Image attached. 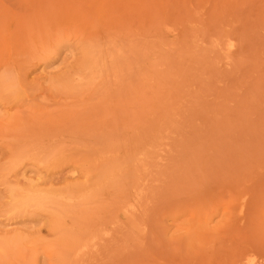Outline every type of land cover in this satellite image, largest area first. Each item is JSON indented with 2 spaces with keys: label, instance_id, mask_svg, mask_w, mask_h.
I'll use <instances>...</instances> for the list:
<instances>
[{
  "label": "rangeland",
  "instance_id": "rangeland-1",
  "mask_svg": "<svg viewBox=\"0 0 264 264\" xmlns=\"http://www.w3.org/2000/svg\"><path fill=\"white\" fill-rule=\"evenodd\" d=\"M26 1L0 0V36H5L6 45L10 46L7 51L4 49L6 54L0 51V72L6 64L9 71L16 69L14 76L7 72L12 75L9 78H14L20 69L22 74L18 73L17 77L22 75L19 81L23 78V83L20 84L16 81L17 79L14 80L15 78L13 80L22 85L20 94L24 95L23 99L21 97L22 100L17 98L18 101H14V97L17 96L8 95L13 98L8 100L10 97L4 96H7V93L4 94L1 87L0 92L3 94L0 93V119L15 114L26 118L38 114L42 122L38 119V123L36 121L35 124L42 125L45 122L47 125L51 124L45 129L54 128L51 132L48 130V135L56 140H52L53 143H51L50 139V141L44 139L45 142L41 134L39 138L42 141L37 142L36 139L41 130L45 133L43 126L46 124L39 126V128L43 127L41 130L37 128L39 134L36 133L38 135L33 139L36 143L41 142V147L48 148L52 147V144H57L54 145L56 149H61L59 146L62 143L59 145L60 142L57 140L60 141L62 137L70 138V140L74 138L73 142L81 146L78 140L88 141L92 138L90 132H87V128L90 127L88 125L101 123L102 126L104 122L103 133L102 130L94 131L97 124L91 131L100 134L101 138L100 141L97 139L99 145L97 142L94 147H101L103 138L102 146L105 145V148H98L100 151L95 149L93 154L94 148L91 150L93 143L89 141L94 142L96 137L92 141L91 139L88 142L82 141L80 143L83 147H81L85 149L84 145L90 146L91 153L97 158L92 159V155L86 151L89 149L84 151L80 149L82 153H78L80 156H75L76 158L73 157L74 161H77L74 162L72 155L69 154L70 160L65 155L63 157V154H60L61 158L52 159L51 152L55 149L49 151L50 147L41 155L39 151L46 147L40 149V146L34 145L35 142L30 143L32 140L28 143L26 140H29V136L25 139L21 138L28 146H33L28 147L27 150L38 147L40 154L38 156L41 157H34L35 152L33 155L30 154L33 158H26L22 165L17 166L18 168L15 165L14 169L17 170L11 171L9 175H12L9 178V175H4L7 176L4 178L6 180L8 178L7 181L4 180V182L3 177V182L0 180V264H30L27 259L39 245H48L49 248L56 250L53 259L48 258L49 260L43 252L40 253L39 264H51L50 260L58 263L56 255L59 258L67 256L70 261L66 264H252L263 262L264 0H36L37 6L39 4L47 7L38 6L37 8L34 4L36 7H33L36 10L34 12L30 8L33 2L28 0L26 3ZM29 2L31 5H25ZM26 6L30 8L29 12L27 8H24ZM23 8L26 12L20 15L21 10L24 12ZM40 8L47 11H38ZM48 9L49 12L61 10L62 14L66 11V17L60 16L53 20L52 17L57 16V13L49 14ZM40 12H44V17H41L43 14L41 15ZM30 13L35 14L30 15ZM39 14L40 17H38ZM26 17H28L27 20ZM19 18L20 20L23 18L22 23L19 22ZM30 18L33 22L29 24ZM37 18L40 20L42 18L45 22L38 19L37 23ZM69 18H72L70 19L72 21H69ZM34 23L40 27L38 28ZM28 24L32 25L28 28L29 30H27ZM15 26H17L16 30ZM19 26L26 28L27 31L24 28L26 31H23L24 33L30 30L33 33L30 32L32 33L29 34L30 36L26 34L27 38L23 36L25 34L21 33L22 27ZM35 26L39 33H35ZM12 30L13 34H10ZM65 30L66 33L60 32ZM56 32L59 33L56 34ZM89 33H92V36H89ZM12 35L18 40H22L23 37L26 39L21 42L16 39L18 41L16 42L14 38H11L15 41L14 45L16 44L11 47L12 42L9 39ZM62 36L65 38L63 39ZM3 37L1 39H4ZM89 37L93 40L95 47L100 48L104 45L101 51H105L106 48L114 50L110 51L111 55L113 54L111 58L109 51L103 54L98 49V52L100 51L98 58L102 54V57L104 55L107 57L103 59L106 62L99 60L102 65L104 63L102 69L101 64L98 65L99 68L95 66L97 70L101 69L99 73L96 69H92V76L89 75L90 81L95 80L93 84L97 83L98 77L100 78V86L94 85L96 87L94 93L90 90L93 86L88 87L89 81L85 82L84 79V76L87 79L90 74L88 68L98 63V61H93L97 62L95 64L91 63L97 52L95 50L91 53L90 50L94 48V45L88 42ZM58 41L63 45L59 43V49L55 47V50L54 45ZM226 41L228 45L225 44ZM89 43L91 45L87 46ZM50 44H52L51 47ZM214 44L216 45L213 46ZM218 44L222 47L226 45L228 49L231 47L232 50L234 49L233 53L229 52L230 50L221 51L225 49ZM21 45L24 46L22 49L19 47ZM231 45H234L233 48ZM219 47L220 50H218ZM227 47L226 50H228ZM46 48L47 53H50L52 48L56 54H47ZM85 53L89 54L84 56ZM40 54L45 59H42ZM44 54L49 55L50 58L48 59ZM7 57L15 61L11 62ZM98 58L94 59L98 60ZM18 60L22 61L21 65L14 66L13 63ZM21 61L18 63L20 64ZM105 63H107L106 67H104ZM9 64L12 66L10 67ZM103 67L108 69L107 71L104 69V76L101 72ZM94 72L96 76H93ZM146 76L151 78L150 81H147ZM92 77L97 78L92 80ZM79 82L84 86L86 83L88 87V90H85L86 86H83L85 88L84 95L82 93L83 98L89 97L88 101L83 102L87 98L83 99L80 96L82 103L77 100L79 92L75 88L77 85L76 87L82 90ZM70 83L71 87L68 85ZM79 84L81 87L78 86ZM146 84H148L147 87H145ZM132 87L136 92L142 89L141 96L136 94L138 95L137 99L135 98L136 101L133 98L136 95L133 94L132 97ZM72 88L78 92V96L76 93L74 94L76 97L71 95L75 92ZM12 90L13 95H16L18 91L14 93L16 89ZM131 97L138 108L141 107L140 101L146 104L142 107L145 112L135 109L138 110L137 118L140 119V112L144 114L142 119L136 120L138 122L136 124H134L136 114L132 113V115L128 111V116L126 113L128 107L130 109L135 107L134 104L129 106ZM31 107L35 110L34 114ZM146 109L150 111L149 114ZM34 118L32 120L35 122ZM107 119L114 123L118 120L116 130L112 128L110 122H106ZM52 123L60 124L61 127L59 125L58 128L54 124L55 126L51 128ZM71 130L78 131L81 134L80 137L75 136L76 132L73 133L75 137H72L71 133H68V136H61L63 132H72ZM59 131L61 134L58 139L56 137L58 135L51 134ZM16 134L20 137L17 132L14 136ZM7 135H9L8 132ZM7 135L1 138L0 134V172L2 168L12 169L9 168L11 163L8 159L9 148L15 146L18 140L11 137L12 134L9 137ZM88 135L90 138L86 139ZM118 135L122 139L117 140L120 146L117 141H114L120 138ZM83 136L86 138L81 139V137L84 138ZM106 137H109L107 141H105ZM24 141L21 142L22 144L18 141L17 144L21 146ZM47 142L51 144L48 143L49 146H47ZM66 142H68L64 143L66 145L72 144L70 145L73 147L68 145L71 147L68 148L73 151L74 144L69 140ZM112 142L119 147V151L121 150L120 155L116 154L118 149L115 153L113 152L117 147L114 145L115 148H113ZM13 143L15 144L12 145ZM45 143L47 145H43ZM107 145H112L111 149ZM76 148L74 151L79 149L76 150ZM146 148L153 150L150 153L154 157L149 154V150H145ZM142 149L145 152L140 157L139 153ZM74 151L73 156L77 155ZM146 151L150 155L149 159L145 157L149 162L146 166L149 168L150 162L153 161L148 169L150 171H146L147 169L143 167L146 160L144 163L139 160V158L144 159L142 156ZM54 152L59 153L60 150ZM65 152L71 153L69 150ZM44 153L50 155L46 157ZM116 155H118L117 159ZM131 156L136 158L138 164L136 167ZM79 157H83L82 159L86 162L83 164L81 160L82 164L79 163L81 159ZM108 157L118 163L110 160V165L107 164ZM164 157L165 159L161 161L160 159ZM50 158L56 167L49 166ZM156 158L160 162L159 160L156 162L154 160ZM103 159L104 164L97 162L96 166L99 164L106 166L107 170L112 169L113 174L111 171L110 173L105 171L106 168H101L104 169L103 173L107 172V177L104 178L101 172L102 178L95 180L99 182L95 185L100 187L104 183L106 186L104 185L103 188L106 189L102 191L99 188V192L102 191V196H99L95 187L98 192L94 195L95 200L98 199L96 202L92 201L94 200L92 191L91 197H84L90 201L84 200V202L78 198V202L82 205L74 203L73 207L68 206L70 208L65 211L63 209H66L67 204L62 201L59 207L63 208V211L58 207H46L42 210L30 207L27 213L20 212L22 215L16 211L17 214L14 213L11 204L13 197L10 190L12 188H20L19 192L26 189L29 191L32 188L38 190L53 188L52 190L62 191L63 187L73 181L83 184L90 182L85 184L91 186L93 184L91 180L94 181L98 173L94 174V172L99 171L101 166L94 172L89 169L92 172L91 177L94 174V179L88 178L90 171L86 169V166L91 161L96 164V160ZM54 160H58L57 164ZM62 160L67 161L64 163L66 165L62 164L64 162ZM117 164L119 168L116 171ZM79 165H85L86 168ZM11 166L13 167L12 164ZM1 174L3 175L2 172ZM108 174H111L110 180L116 176H119L118 179L121 176V180L107 182ZM119 185L122 186L123 191ZM117 188L121 193H117ZM54 205L55 203L52 204ZM55 208L61 213L64 212L59 217L54 211L57 224L51 220L50 216L53 213H50V210ZM132 213L135 214L130 215ZM60 218L63 223L58 220ZM109 235H113L114 239H112L113 236L109 238ZM94 236L99 238L96 239ZM92 237L95 239L91 240ZM90 241L91 244L93 241V252L89 248L92 247ZM84 243L85 245L89 243L86 249L90 251L81 258L82 255L80 256L78 252L84 251L85 247L78 252L73 250L79 244L84 246ZM95 245L101 247L97 246L98 252L94 251ZM62 249L66 250L63 251L67 255L61 254ZM59 250L60 252L57 253ZM75 252L82 260L79 257L76 259V254L73 257L72 253Z\"/></svg>",
  "mask_w": 264,
  "mask_h": 264
},
{
  "label": "bare ground",
  "instance_id": "bare-ground-1",
  "mask_svg": "<svg viewBox=\"0 0 264 264\" xmlns=\"http://www.w3.org/2000/svg\"><path fill=\"white\" fill-rule=\"evenodd\" d=\"M29 1L33 2V5H31V2H29L28 4H25V5H31L30 8L33 9V11H32V10H31V11L34 12V10H35V9L33 8V7H35L34 4H36V6H37V3H35L36 0H33V1H32V0H29ZM27 2H28V0L26 1V3H27ZM36 2H37V1H36ZM25 5H24V6H25ZM38 6L45 7V8L47 7V6H42V5H39V4H38ZM38 6H37V8H38ZM24 8L26 9L27 6L24 7ZM24 8H23V10H24ZM30 8L28 7L27 10L30 9ZM35 8H36V7H35ZM43 9H44V8H43ZM39 10H42V9L40 8V9H38V11H39ZM35 11H36V10H35ZM42 11H45V12H46L47 9H44V10H42ZM55 11H56V10H55ZM55 11H53V12H52V11L49 12V9H48L49 14H51V13L56 14V13H57V16L52 17L53 20H56V19H55L56 17H59V18H60V16H62V18H63V17H66V16H65L66 11H64L65 13L63 12V14H62V12L60 13L61 10H57V12H55ZM58 11H59V13H58ZM25 12H26V10H24V12H22V10H21L19 14L22 15V14L25 13ZM28 12H29V10H28ZM54 12H55V13H54ZM21 13H22V14H21ZM38 13H39V12H38ZM40 13H41V15L43 14V16H41V17H44V12H43V13L40 12ZM31 14H32V13H30V15H31ZM33 14H35V13H33ZM33 14H32V15H33ZM45 14H46V13H45ZM47 14H48V13H47ZM59 14H61V15H59ZM67 14H69V13L67 12ZM24 15H25V14H24ZM26 15H27V14H26ZM26 15H25V16H26ZM30 15H29V16H30ZM72 15H74V13H72ZM34 16H35V15H34ZM34 16H33V17H34ZM47 16H49V15H47ZM15 17H16V16H15ZM15 17H14V19H15ZM18 17H19V16H18ZM18 17H17V18H18ZM20 17H21V16H20ZM23 17H24V16H23ZM30 17L32 18V16H30ZM38 17H40V14L38 15ZM27 18H28V17H26V20H27ZM31 18H30V19H31ZM46 18H47V17H46ZM14 19H13V20H14ZM22 19H23V18H22ZM22 19L20 20V18H19V22H21ZM24 19H25V18H24ZM38 19L40 20V18H37V23H38ZM44 19H45V18H44ZM70 19H72V18H69V21H72V20H70ZM34 20H36V19H34ZM42 20H43V19L41 18L40 21H42ZM48 20L51 22V19L48 18ZM53 20H52V21H53ZM66 20H67V19H66ZM28 21H29V19H28ZM49 21H48V22H49ZM57 21H58V20H57ZM64 21H65V20H64ZM17 22H18V19H17ZM17 22H16V23H17ZM24 22H26V21H24ZM24 22H23V23H24ZM32 22H33V20L31 19V22H29V24L32 23ZM42 22L44 23L45 20L42 21ZM53 22H54V21H53ZM53 22H52V23H53ZM73 22H74V21H73ZM21 23H22V22H21ZM21 23H18V24H21ZM27 23H28V22H27ZM37 23H34V24H36V25L38 26V28H39L40 25H38ZM65 23H66V22H65ZM70 23H71V22H70ZM18 24H17V26H18ZM24 24H26V23H24ZM29 24H28L29 27H27V30H29L28 28H31V26H32V25L30 26ZM34 24H33V25H34ZM39 24H40V23H39ZM60 24H61V23H60ZM41 25H42V23H41ZM63 25H64V24H63ZM69 25H70V24H69ZM17 26L14 27L15 30H16V27H17ZM23 26H25V25H23ZM23 26H19V27H22V28H23ZM37 26H35V30L37 29V28H36ZM58 26H59V25H58ZM66 26H67V25H66ZM59 27H60V26H59ZM22 28L20 29V30H22L21 33L24 31V28H25V27H24L23 29H22ZM18 29H19V28H18ZM32 29L34 30V27H32ZM42 29H43V28H42ZM42 29H41V31H42ZM56 29H57V28H55V30H56ZM67 29H69V28H67ZM25 30H26V28H25ZM27 30H26V31H27ZM38 30H39V29H38ZM53 30H54V29H53ZM69 30H70V29H69ZM69 30H68V31H69ZM26 31H24V32H26ZM12 32H13V30L10 32V34H11ZM24 32H23V34H25V35H23V36H26V34H28L27 36H30V35L33 33L32 30H30L28 33H24ZM30 32H32V33H30ZM60 32H64V33H66L67 31L65 30V31H60ZM16 33H17V31H16ZM35 33H39V31L37 32V30H36ZM57 33H59V32H56V34H57ZM64 33H62V35H63ZM7 34H8V33H7ZM12 34H13V33H12ZM19 34H20V33H19V31H18V35H19ZM29 34H30V35H29ZM60 34H61V33H60ZM94 34H95V33H94ZM20 35H21V34H20ZM20 35H19V36H20ZM90 35L92 36V33H89V36H90ZM12 36H13V35H12ZM12 36H11L10 39H9V41L12 42V46H11V47H13V45H14L16 39H17L16 37H14V36L12 37ZM15 36H17V35H15ZM23 36H22V37H23ZM27 36H26V37H27ZM59 36H60V35H59ZM65 36H66V35H65ZM1 37H3V36H0V51H1V52H2V51L4 52V49H6L5 51H7V48L9 47V49H10V46L7 47V45H6V41H7V40H5V39H6L5 36L3 37L4 39H1ZM66 37H67V36H66ZM11 38H12V39L14 38L15 41H14V40L12 41ZM27 38H28V37H27ZM56 38H57V37H56ZM62 38H63V36H62ZM64 38H65V37H64ZM64 38H63V39H64ZM90 38H91V37H89V39H90ZM92 38H94V37H92ZM228 38H229V37H228ZM19 39H20V38H19ZM23 39H26V38L23 37L22 40H23ZM17 40H18V39H17ZM22 40H18V41L21 42ZM90 40H91V39H90ZM90 40H89L88 42L92 43L93 40H91V41H90ZM3 41H5V43H3ZM9 41H8V42H9ZM18 41H16V42H18ZM234 41H235V40H234ZM62 42H64V41H62ZM88 42H87V43H88ZM226 42H227V43H225V44L228 45V41H226ZM229 42H230V41H229ZM231 42H233V41H231ZM9 43H10V42H9ZM9 43H7V44H9ZM59 43H61V42L58 41V42L54 45V48H55V47L58 48L59 45H60ZM90 43L87 44V46H88V45H91ZM233 43H234V42H233ZM233 43H232V44H233ZM58 44H59V45H58ZM92 44H93V43H92ZM200 44H202V43H200ZM220 44H221V43H220ZM220 44H218V45L220 46ZM19 45H20V44H19ZM62 45H63V43H61V46H62ZM93 45H94V44H93ZM215 45H216V44H214L213 46H215ZM221 45H223V44H221ZM226 45H224V47L220 46L221 48H224V49H225V50H221V51H223V52H224V51L227 52V51L230 50L229 52L233 53V50H234V49L232 50L230 46H229L230 49H228V47H227ZM229 45H230V43H229ZM235 45H236V43H235ZM14 46H16V44H15ZM51 46H52V44H50V47H51ZM61 46H60V47H61ZM95 46H96V45H94V48H91L92 50H90V49H89V50L91 51V53H93V52L96 50L97 54L95 53L94 58H95V57L98 58L97 56H99V52L101 51V49L103 50V48H104L103 46H104V45L102 46L103 48H102L101 46H100V48L95 47ZM225 46L227 47L228 50H226V47H225ZM231 46H232V45H231ZM233 46H234V45H233ZM233 46H232V48H233ZM19 47H20V49H22L24 46L22 47V45H21V46H19ZM220 47H219L218 50H220ZM52 48H53V47H52ZM52 48H50V51H51L50 53H47L48 50H47V48H46V50H47V51L45 50L46 53H47V54H51V53L53 54V53H55L56 48H55V50H53L54 48H53V49H52ZM89 48H90V46H89ZM105 48H106V47H105ZM51 49H52V50H51ZM58 49H59V48H58ZM86 49H87V48H86ZM93 49H94V50H93ZM98 49L100 50L99 52H98ZM107 49H108V50H107ZM13 50H14V49H13ZM104 50H105V49H104ZM52 51H53V52H52ZM105 51H106V52H108V51L110 52V51H112V48H111V49H110V48H106ZM105 51H101V52H102V53H103V52L105 53ZM113 51H114V50H113ZM113 51H112V52H113ZM221 51H220V52H221ZM4 53L6 54V52H4ZM4 53H3V54H4ZM7 53H9V51H8ZM43 53H45V52H43ZM102 53H101V54H102ZM104 53H103V54H104ZM231 53H230V54H231ZM41 54H42V53H41ZM41 54H40V56L42 57V59H45ZM47 54H44L45 57H46ZM55 54H56V53H55ZM88 54H89V53H88ZM88 54L85 53L84 56H85V55H88ZM103 54L101 55V57L98 58V60H95V59L93 58V60H92L91 63L93 64V63H94L93 61H98V63L95 62V63H97V65H96L95 63H94L95 65H92V64H91V65H92V66H90L91 70H90V68H88V73H90V74H88L87 79H86V76H84L85 78L82 77V78L85 79V82H86V80L89 81V83L87 82V83H88V87H92V86H93V88L90 89V90H93V93H94V89L96 88V87H94V85H99V84H100V78H99V77H98V78H97V77H92V80H93V78H94V79L97 78V80H98V81H96L97 83H94V84H93V81H95V80L90 81L91 78L89 77V75L92 76V75H91V73H93L92 69H96V70H97V67H95V66H98V65L100 66L101 63H99V60H101V62H102V60L104 59V57H105V58L107 57V56H105V55H104V57H102ZM116 54H117V53H116ZM116 54H115V56H116ZM106 55H107V54H106ZM227 55H229V54H227ZM4 56H5V55H4ZM111 56H113V54L111 55V52H110V57H111ZM229 56H230V55H229ZM48 57L50 58L49 55H47V58H48ZM86 57H87V56H86ZM86 57H84V58H86ZM0 58H1V57H0ZM7 58H8V57H7ZM47 58H46V59H47ZM49 58H48V59H49ZM111 58H112V57H111ZM111 58H110V59H111ZM116 58H117V56H116ZM4 59H5V57H4ZM8 59H10L9 61H11V58H8ZM13 60L15 61V59H13ZM13 60H12L11 62H13ZM114 60H115V58L113 59V61H114ZM4 61H5V60H4ZM4 61H3V62H4ZM6 61H7V59H6ZM19 61H21V60H18V62H19ZM104 61L106 62V60H103V62H104ZM11 62H10V63H11ZM18 62L16 61L15 63H13L14 66H16V65H19V66H20L21 63H22V61L20 62V64H19ZM16 63H18V64H16ZM88 63H89V62H88ZM88 63H87V65H88ZM7 64H8V63H7ZM83 64H84V63H83ZM106 64H107V63H105V66H104V67H106ZM3 65H4V63H3ZM9 65H10V64H9ZM103 65H104V63H103ZM103 65L101 64V66H100L101 69H102V66H103ZM11 66H12V65H10V67H11ZM19 66H18V67H19ZM84 66H85V65H84ZM93 66H94V67H93ZM99 66H98V68H99ZM8 67H9V66H8ZM92 67H93V68H92ZM104 67H103V70L101 71L102 74H103V76H104V73H105V71H104L105 68H104ZM1 68H2V67H1ZM4 68H5L7 71L4 70ZM4 68L1 70L2 75H1V72H0V75H1V76H0V88H1V87L3 88V92H4V94L7 93V96H6V95H4V96H5V97H10V96H13V97H14V96H17V97H14V101H15V100H16V101H18V100H22V99L24 98V95H22L23 93L20 94V93L22 92V89H21V86H22V85L20 86V85L18 84V82H15V81H14V80H16V79H17L16 81H19V77H22V75H21V76H18V77H17V75H18V73H20V72H22V71H20V69H19V70L17 69L19 72L16 73L17 75L14 77V78H15V79H14V78H9V77H12V75H9V74L7 73L9 70H8V68L6 67V64H5ZM12 68H14V67H12ZM20 68L23 69L22 67H20ZM101 69H98V70H97L98 73H99V71H100ZM89 70H90V71H89ZM105 70L107 71L108 69H105ZM15 71H16V69H15V70L12 69V71H9V72H10L11 74H13V76H14ZM97 71H96V72H97ZM13 72H14V73H13ZM94 73H95V72H94ZM98 73H97V74H98ZM3 74H6L7 76H6V75H3ZM20 74H22V73H20ZM102 74H100V75H102ZM93 76H96V73H95V75H93ZM98 76H99V74H98ZM101 77H102V76H101ZM146 77H147V76H146ZM147 78H148L147 81H148V80L150 81L151 78H149V77H147ZM11 79H12V80L14 79V80L12 81ZM22 79H23V78H20V81H19L20 84L23 83ZM89 79H90V80H89ZM144 79H145V78H144ZM75 80H76V79H75ZM77 80H78V79H77ZM79 80H80V79H79ZM79 80H78V81H79ZM10 81H11V82H10ZM73 81H74V80H73ZM101 81H103V80H101ZM145 81H146V80H145ZM145 81H144V83H146ZM13 82H14V83H13ZM81 82L84 83V81H81ZM98 82H99V83H98ZM16 83H17V84H16ZM71 83L73 84V82H71ZM71 83L68 84L70 87H71V85H72ZM79 83H80V82H79ZM83 83H82V84L80 83L81 86H82V88H81V89H82V90H81L82 92L80 91L79 88L76 87L77 85L75 86V88L78 89V92H79V93L76 92V90L73 89V88H72V89H73L75 92H72V94L70 93V90H68V92H69L71 95H74V94L76 93V95L78 96V94H79V99L77 98V100H78V102L80 101V103H82V102H81L82 99H80V96H82V93L85 92V90H88L87 84L85 83V86H86V87H85V86L83 85ZM15 84H16V85H15ZM80 84H79L78 86H80ZM1 85H2V86H1ZM18 85H19V86H18ZM74 85H75V84H74ZM90 85H91V86H90ZM144 85H145V84H144ZM147 85H148V84H146L145 87H147ZM81 86H80V87H81ZM83 86H84L86 89L83 88ZM99 86H100V85H99ZM15 87H17L18 89L15 88ZM19 87H20V88H19ZM70 87H69V89H70ZM72 87H73V86H72ZM97 87H98V86H97ZM145 87H144V88H145ZM2 88H1L0 91H2ZM4 89H6V90H11V91H10V92L8 91V92H9V93H8V92L5 91ZM12 89H16V91H15L14 93H16V92L18 91L16 95H15V94L13 95V90H12ZM20 89H21V90H20ZM83 89H85V90H83ZM95 90H96V89H95ZM133 90H134V91H133ZM139 90H140V89H139ZM141 90H142V89H141ZM141 90H140V91L137 90L138 92H136L135 89L132 87V88H131V93L133 92V93H132V97H133V94H134V96H135L137 93L140 95V94H141V93H140ZM19 91H20V92H19ZM5 92H6V93H5ZM91 92H92V91H91ZM0 93L3 94L2 92H0ZM11 93H12V95H11ZM77 93H78V94H77ZM80 93H81V95H80ZM93 93H90V94H93ZM19 94H20V95H19ZM8 95H10V96H8ZM21 95H22V96H21ZM83 95H84V93H83ZM18 96H19V97H18ZM74 96H75V95H74ZM137 96H138V95H136L135 97H133V98H134V101H136ZM140 96H141V95H140ZM140 96H139V97H140ZM21 97H22V99H21ZM75 97H76V96H75ZM88 97H89V96H88ZM88 97H84V98H83V96H82L83 99L87 98V99H85L83 102L88 101ZM132 97L130 98V100H131V99L133 100ZM17 98H18V100H17ZM135 98H136V99H135ZM10 99L13 100V98H11V97H10L8 100H10ZM138 99H139V98H138ZM140 99H141V98H140ZM140 99H139V100H140ZM132 100L129 102V106H131V105L134 104V102H133ZM132 102H133V103H132ZM131 103H132V104H131ZM137 103H139V102L137 101ZM143 103H144V102H141V101H140L141 107L139 106V108H138L137 105H135V104H136V103H135L134 105H135L136 108H135L134 106H133V107H134V110L132 109L133 107L131 108V109L133 110V112L131 111V109H130L129 107L127 108L128 110L126 111V113H128V111H130V112H131L130 114H132V113H133V114H134V113L136 114V115H135V116H136V117H135L136 119H134V120H135L134 124L138 123L137 121L143 118V115H144V114H142V112L139 113V114H140V116H139L140 119L137 118V117H138V115H137V111H138V110H135V109L138 108L139 111H140V109H141V111L145 112L144 109H143L142 107H143L144 105H146V104H145V103L143 104ZM140 104H139V105H140ZM149 106H150V105H149ZM31 108H32V111H33V114H34L35 110H33V109H34L33 107H31ZM146 108H147V107H146ZM148 109H149V108H148ZM146 110H147V109H146ZM149 110H150V109H149ZM149 110H147V114L150 113L151 110H150V111H149ZM148 111H149V112H148ZM38 113H39V112H38ZM36 114H37V112H36ZM133 114H132V115H133ZM141 115H142V116H141ZM126 116H127V115H126ZM128 116H129V113H128ZM130 116H131V115H130ZM28 117H29V116H28ZM28 117L26 118L25 116L23 117L22 115H19V114L16 115V114H15V115H9V116H7V117L1 118V119H0V134H1V136H2L1 138H3V136H4L3 134H5V133H6V134H5L4 137H6L7 132H8L9 135H11V134L13 135V136L11 135V137L16 138V139L18 138V140L15 139V140L17 141V143H19V142H20V143L23 142V141H24L23 139H25V137L27 138L28 136H29V137H28L29 140H26L28 143H29L30 140H32V142L30 141V143H32V144H34V142H35L36 140H37V142L42 141V140L39 138V137L41 136V134H43L41 138H42L43 141H45V142H46V140H44V139H48V140L50 139L51 141H50V140H49V141H50L51 143H53V141L56 140V139L53 140V138H50V136H49L48 134H49V132L52 131V129L54 130V128H52V127H54L55 125H57V127H58L60 124L52 123V124H53V126H51L52 129H50V130L48 129V130H49V132H48V130H46V129H47L46 126L48 127L49 123H48V125H47V122L44 121L45 123H44V122H43V123L46 124L45 126H43L44 124H42V125H37V124H35L36 121H37V123H38V121L40 120L38 114H37L36 116H33V117H35V118H34L35 122L32 120V118H33L32 116L30 117L31 119L28 118ZM141 117H142V118H141ZM26 119H27V120H26ZM38 119H39V120H38ZM28 120H29V121L32 120L30 125H29V121H28ZM136 120H137V121H136ZM25 121H26V122H25ZM40 121H41V120H40ZM23 122H25V123H23ZM41 122H42V121H41ZM41 122H40V123H41ZM106 122L109 123L110 121H108V119H107ZM117 122H118V120H115V123L112 121V122H110L109 124H110V125L112 124V125H111L112 128H115V130H116V127H115V126H116ZM33 123H34L35 125H34ZM24 124L29 125V127H26L27 125H24ZM54 124H55V125H54ZM96 124H97V126H95V127H97L98 130H97V128H95L94 131H97V132L100 131V132H101V130H102V133H103V127H102V126L104 125V122H103L102 126L100 125L101 123H100V124H99V123H94L93 126L89 124L88 127H89V126H90V127H89V129L87 128V132H90V137H92V138H90L89 135H88L87 138L84 137V136H87V134H88V133L85 131V133H87V134H86V135L84 134V136H83L84 138L81 137V139H85V138H86V139H89V138H90L91 141H92V139H94V137H96V140H97V139H98V140H99V139L101 140V138H100V134H97V133H94V131H91V130L94 129V125H96ZM113 124H114V127H113ZM23 125H24V126H23ZM33 125L35 126V129H34V126H33ZM50 125H51V124H50ZM50 125H49V126H50ZM31 126H33V127H31ZM36 126H37V127H36ZM39 126H43L44 129L46 128L45 130H46L48 133H47L45 130H43V131H45V133H42V130H41V129H42L43 127H42V128H39ZM99 126H100L101 128H100ZM117 126H118V125H117ZM24 127H25V128H24ZM57 127H55V128H57ZM59 127H61V125H60ZM59 127H58V128H59ZM63 127H65V126H63ZM37 128L41 130L40 134H39V130H37ZM48 128H49V127H48ZM99 128H100V129H99ZM31 129H32V130H31ZM60 129H61V128H60ZM66 129H68V127H67ZM13 130H15V131H13ZM19 130H21L22 132L19 131ZM24 130H25V131H28V132H25ZM55 130L57 131V129H55ZM88 130H90V131H88ZM113 130H114V129H113ZM3 131H5V132L2 133ZM10 131H11V132H10ZM71 131H72V130H71ZM117 131H118V130H117ZM12 132H13L14 134L17 132V133L19 134L20 137H18L17 134H16V136H14V134H13ZM30 132H31V134H28V133H30ZM75 132H76V131L67 132V133H66V132H63V133L61 134L60 131H59L58 133H51V134H52V135H53V134H54V135H55V134L58 135V136L55 135V136L57 137V139H58V138L60 137V136H59L60 134H61V136H62V135H67V136H68V133L73 134V133H75ZM104 132H105V131H104ZM10 133H11V134H10ZM22 133L26 134L27 136H26V135H23ZM32 133H35V134L32 135ZM36 133L39 134V135L37 134L38 137H37ZM65 133H66V134H65ZM91 133H92V136H91ZM45 134H47L48 136L45 135ZM94 134H95V135H94ZM9 135H7V137H9ZM22 135H23V136H22ZM35 135H36V136H35ZM44 135H45V136H44ZM79 135H81V134L78 133V131H77L75 136H79ZM43 136H44L45 138H44ZM46 136H47V138H46ZM73 136H74V134L72 135V137H73ZM75 136H74V137H75ZM118 136H119V135H118ZM30 137H31V139H30ZM33 137H34V139L37 137V139L34 140ZM79 137H80V136H79ZM98 137H99V138H98ZM119 137H120V136H119ZM19 138H20V139H19ZM21 138H23V139L21 140ZM108 138H109V137H108ZM108 138L106 137V138H105V141H107L106 139H108ZM38 139H39V140H38ZM62 139H63V137H62ZM62 139H61L60 141L57 140L58 142H60L59 145L62 143V145H60L59 148L62 149V148H64V145H65V148L62 149V150H61V149H56L55 146H56L57 144H52V145H53V146H52L53 149H52V147L49 146V144H51L50 142H47V144L49 143L48 145H47L46 143L43 144V145H47V146H49V147H50V150L48 149L49 147H48V148H47L46 146H43V147H46V148L41 147V146H40V145H42L41 142H40V143H36V142H35L34 145H35V146H40V147H39L40 149H42V148L44 149V150L42 149L43 151H42V150L39 151L40 153H42L41 155H43V152L45 151V149H46V151H48V150H49V151H53L54 149L57 150V151L60 150L59 153H58V152H54L55 150L53 151L54 153H56V155H55L53 152H51V153L53 154V156H52V157L49 156V157H51L52 159H54V157H60V154H61V155L63 154V155H62L63 157H64V155H65V157H68L69 155H72V158L75 157V156L78 157V156H80V155H79L80 152L82 153V151H84L85 149H89V148H90V146H87V145H86V146H87V147H86V146L84 145V147H85V149H84V148H82V147H83L82 143H80V142H82V141H83V142H88L90 139H89L88 141H86V140H78V141H79V144H80L82 147L76 145V144H75V141L73 142V139H74V138H72V140H70V138H64L63 140H64L65 142H64ZM65 139H66V140H65ZM67 139H68L70 142H72V143L74 144V148L77 147L76 150L79 148L77 151H74V148H73L74 154L77 153V155H74V156H73V151H71L72 149H69V148L73 147V146H71V145H72L71 143L68 144V145L71 144V145H70L71 147L68 146V145H66V144H64V143H68V142H66V141H68ZM79 139H80V138H79ZM120 139H121V137H120L119 139H114V141H117V140H120ZM20 140H21V141H20ZM48 140H47V141H48ZM52 140H53V141H52ZM76 140H77V139H76ZM96 140L94 141L95 144H94L93 141H92V142L89 141V143H93V144H92L93 147L91 146V150L94 148L93 151H94L95 149L98 151L101 147H103V149H104V148H105V147H104L105 145L102 146V143L104 144V140H103V138H102L101 147H98L99 149H98L96 146L94 147V145H96L97 142H98V145H99V141H100V140H99V141H98V140L96 141ZM111 140H112V139H111ZM121 140H122V139H121ZM18 141H19V142H18ZM62 141H63V142H62ZM108 142L110 143L111 141L109 140ZM120 142H121V141H120ZM17 143H16V144L13 143L12 145L15 144V146H12L13 148H12V147L9 148V154H8L9 158H8V159H9V162H11L9 168L11 167L12 169H11V170H9V169L6 170V169L2 168L4 171L6 170V171H5L6 173H5L3 170H1V172L3 173V175H2L1 172H0V177H1L0 180H1V181H2V177H3V181H4V180H6V179H4V178L7 177V176L9 175V173H11V171H15V170H17L16 168L14 169V166H15V165H16V167H17V166L19 167L20 164L23 163V161H24L26 158H33L30 154L33 155V153L35 152L37 155H35V153H34V155H33L34 157H36V156H37V158H38V157H41V156H38V155H40V154L38 153V150H39L38 147H37L38 150H37V149H33V150H34V151H33L32 148H29V150H27L28 147H33V146H32V145L28 146L27 143H26L25 141H24V143H26V144L23 143V145H21V146H20L19 144H17ZM54 143H55V142H54ZM112 143H113V142H112ZM115 143H116V142H115ZM10 144H11V143H10ZM21 144H22V143H21ZM117 144L120 146V144H119L118 141H117ZM18 145H19V146H18ZM54 145H55V146H54ZM75 145H76V146H75ZM89 145H90V144H89ZM112 145H113V148L117 147V148L114 149L115 151H113V152L115 153V152L117 151L116 149H118V152H116V154L120 155L119 152H120L121 150L119 151V147H118L116 144H114V143H113ZM112 145H111V146H112ZM114 145H115V147H114ZM16 146H17V148H14V147H16ZM25 146H27V148H25ZM107 146H110V145H107ZM111 146L109 147L110 149H111ZM151 146H152V145H151ZM68 147H69V148H68ZM66 148H68V150H69L71 153H67V152H65V151H68V150H66ZM51 149H52V150H51ZM80 149H81L82 151H81ZM103 149H102L101 151H103ZM31 150H32V151H31ZM36 150H37V152H36ZM63 150H65V151H63ZM91 150L89 149V150H86V151H87V153H90V154L92 155V159L94 160V158H97L96 156L93 155V154L95 153L96 150L93 152V154L91 153V152H92ZM108 150H109V149H108ZM134 150H135V149H134ZM145 150H147V151L149 150L148 152H149V154L151 155L152 153H150V151L152 152V151L154 150V146H153V150H150V149H147V148H146ZM145 150L142 149V150H141L142 152L140 151V153H139V154H140V157H141L142 153L145 152ZM61 151H63V152H61ZM88 151H89V152H88ZM99 151H100V150H99ZM106 151H107V149H106ZM147 151H146V153H145L146 155L144 154V155L142 156V157H144V159L139 158V160L143 161L142 163H144V161L146 160V159H145L146 156H147V159H149V156H150V155H148ZM29 152H30V153H29ZM49 153H50V152H49ZM49 153H46V154L44 153V155H47L46 157H48V154H49ZM64 153H65V154H64ZM78 153H79V154H78ZM97 153H98V152H97ZM99 153H101V152H99ZM109 153H110V150H109ZM120 153H121V152H120ZM52 154H51V155H52ZM58 154H59V155H58ZM68 154H69V155H68ZM102 154H103V153H102ZM110 154H111V153H110ZM112 154H113V153H112ZM49 155H50V154H49ZM54 155H55V156H54ZM118 155L115 156L116 159L118 158V157H117ZM131 155H133V154H131ZM160 155H161V154H160ZM160 155H159V156H160ZM163 155H164V154L162 153L161 156L163 157ZM93 156H94V157H93ZM97 156H98V155H97ZM102 156H103V158H104V155H102ZM107 156H109V155L107 154ZM113 156H114V154H113ZM113 156H111V157H113ZM133 156H134V155H133ZM133 156H131V158H132ZM138 156H139V155H138ZM152 156L154 157L153 154H152ZM43 157H44V156H43ZM70 157H71V156H70ZM109 157H110V156H109ZM109 157H108L107 160H106V161H108L109 163H107V162H106V163L110 165V162H111V161L114 162L115 160L113 161V160H111ZM51 158H50V161H51V162L48 161V164H49V166H51V165L54 166V163H52ZM60 158H61V157H60ZM72 158H71V159H72ZM75 158H76V157H75ZM75 158H73L72 161H74ZM80 158H81V157H79V159H80ZM82 158H83V157H82ZM82 158L80 159V162H79V163H81V160H83ZM100 158H101V156L99 157V159H100ZM119 158H120V157H119ZM68 159H69V157H68ZM79 159H78V160H79ZM86 159H87V157H86ZM86 159H85V160H86ZM132 159H134V161H133V160H132V161H133L134 163H136L135 165L133 164V165L136 167V165H138V164H137V161L135 160L136 158L134 157V158H132ZM163 159H165V157H164V158H161L160 160L163 161ZM48 160H49V159H48ZM66 160H67V158H66ZM66 160H62V161H64V162H62L63 165H66V164H64L65 162L67 163ZM69 160H70V159H69ZM97 160H98V159H97ZM97 160L95 161L96 164L93 163V162L91 161V162L88 164V166H86L87 168L85 167V165H84V166L82 165V166L85 167L87 170L90 169V170H92V172H94V170L99 169V167L101 166L100 164H104V163H103L104 159H103L102 161H97ZM110 160H111V161H110ZM151 160H152V159H151ZM154 160H156V162H157V160H159V159L156 158V159H154ZM160 160H159V162H160ZM54 161H55V160H54ZM54 161H53V162H54ZM57 161H58V160H57ZM57 161H55V164H57ZM75 161H76V160H75ZM75 161H74V162H75ZM120 161H121V160H120ZM135 161H136V162H135ZM76 162H77V161H76ZM84 162H86V161L83 160V164H84ZM97 162L100 163L99 166H96V165L98 164ZM101 162H102V163H101ZM115 162L118 163V161H115ZM115 162H114V163H115ZM139 162H140V161H139ZM145 162H146V164H143V165H144L143 167H145V168L147 169V170L145 169L146 171H150V170H148V169L150 168L151 163H152L153 161L150 162L149 168L147 167L148 164H149V162H148L147 160H146ZM147 162H148V163H147ZM156 162L154 161V163L157 165ZM159 162H158V164H159ZM58 163H59V162H58ZM60 163H61V162H60ZM70 163H71V162H70ZM91 163H92V164H91ZM140 163H141V162H140ZM11 164L13 165V167L11 166ZM62 164H59V165L61 166ZM81 164H82V163H81ZM85 164H86V163H85ZM93 164H94V165H93ZM119 164H121V162H119ZM21 165H22V164H21ZM131 165H132V164H131ZM146 165H147V166H146ZM79 166H81V165H79ZM82 166H81V167H82ZM90 166H92V168H93L94 166H95V167L92 169ZM107 166H108V165H107ZM118 166H119V165L117 164V166H116L117 168H115V170H116V169L118 170V168H119ZM18 167H17V168H18ZM54 167H56V165H55ZM57 167H59V166H57ZM88 167H90V168H88ZM97 167H98V168H97ZM101 168H106L105 171L107 170V167H106V166H103V165H102V166L100 167V169H101ZM13 169H14V170H13ZM100 169H99V171H95V172H94V174H96L97 172H98V173L100 172L99 174L97 173V175H95V177H94V174H93V177H94L95 179H94L93 177H91L92 172L89 170L90 172H88V175H89L88 178H89V179H94V181H95V180H97V179L100 180V179L102 178V175L104 176V178L107 177L106 175H107V172H108V171H109V173H110V171H111V174H113L112 169H111V170H107V172H104V173L102 172V170L104 171V169H101V170H100ZM117 170H116V171H117ZM7 171H9V172H7ZM70 171H71V170H70ZM70 171H69V172H70ZM101 172H102V175H100ZM118 172H119V171H118ZM118 172H117V173H118ZM7 173H8V174H7ZM90 173H91V175H90ZM105 173H106V174H105ZM104 174H105V175H104ZM111 174H110V175L108 174L109 179L106 178V179H107V180H106L107 182L110 180ZM1 175H2V176H1ZM4 175H7V176H4ZM11 175H12V174H11ZM11 175H9L8 178H9ZM98 175H99V176H98ZM96 176L99 177V178H97ZM118 177H119V176H116V178L113 177L109 182H112V181H120V180H121V176H120V179H118ZM8 178H7V180H8ZM116 179H117V180H116ZM7 180H6V181H7ZM3 181H2V182H3ZM94 181L91 180V182H93V184H92L91 186L88 185L90 182H89V183H88V182H85V183H88V184H85V183L83 184V183H81V182L79 183L78 181H77L76 183L73 181V183L71 182V183L67 184L65 187H63V188L61 189L62 191H59V190H52L53 188H52V189L50 188L51 190H50V189H47L48 191H47V190H38V189H33V188H32V189H30L29 191H27L28 189H26L25 191L19 192V191L21 190L20 188H12V190H10L11 193H12V197H13V198H12L13 201H12V203H11V204H12V209L14 210V213H16V212H17V213H18V212H19V213L22 212V214H23V212L27 213V210H28L30 207H37V208H39V209H41V210L44 209V208H46V207H49V208L58 207V209H59V208H60L59 206L61 205V202L63 201V202H66V204H67V207L65 206L66 209H63V208H62V209L65 211V210H67V209L70 208V207H68V206H72V207H73L74 203H75V204L78 203V204H76V205H80V204L82 205V203L78 202V200H79L78 198H81L80 201H81V200H83V201H84V200H85V201H90V199H88V198H87V199H86V198L84 199V197H85V196H86V197H87V196H90V197H91V195H92L91 193H92V191H93L94 194H93L92 198H94V195H97V193L99 192V188H100L101 190H102V189H104V190L106 189V188H103V186H104V185L106 186V184H104V183L101 184V183H100L101 185L99 184V185H100V187H99L98 185H95V183H99V182H98V181H95V182H94ZM4 182H5V181H4ZM107 184H108V183H107ZM94 185H95V186H94ZM97 186H98V188H97ZM101 186H102V188H101ZM105 186H104V187H105ZM95 187H96V189H97L98 192H96ZM116 187H117V186H116ZM121 187H122V186L119 185V188H121ZM123 187H125V186H123ZM119 188H117V189H118V190H117V193H118V192L121 193V191H119V190H120ZM63 189H64V190H63ZM104 190H102V191H104ZM121 190L123 191V188H121ZM56 191H59V193H58V192L55 193ZM94 191H95V192H94ZM102 191L99 192V196H102ZM95 193H96V194H95ZM100 193H101V195H100ZM103 193H104V192H103ZM55 194H56V196H57V194H59V195L57 196L58 198H56ZM53 195H54V196H53ZM103 195H104V194H103ZM118 195H119V194H118ZM99 196H98V197H99ZM77 199H78V200H77ZM100 199H101V198H100ZM75 200H77V201H75ZM97 200H98V199H97ZM97 200H95V198H94V200H92V201L96 202ZM74 201H75V202H74ZM85 201H84V202H85ZM72 202H73V203H72ZM84 202H83V203H84ZM54 203H55V205L52 206V204H54ZM61 207H62V206H61ZM72 207H71V208H72ZM62 209L60 208L61 211H63ZM60 210H57L56 208L50 210V213L53 212V213H51L50 216H51V220H52L54 223H56V221H57V220H56V216H55V214L58 213L57 216L60 217L61 214L64 213V212H62V213L59 212ZM127 210H128V208H127ZM15 211H16V212H15ZM48 211H49V210H48ZM54 211L56 212L55 214H54ZM17 213H16V214H17ZM19 213H18V214H19ZM59 213H60V214H59ZM20 214H21V213H20ZM22 214H21V215H22ZM133 214H135V213H132V214H130V215H133ZM58 220H60V221L62 222L61 218L58 219ZM54 223H53V224H54ZM62 223H63V222H62ZM56 224H57V223H56ZM61 225H62V224H61ZM54 226H55V224H54ZM65 228H66V227H65ZM64 230H65V229L63 228V231H64ZM81 230H82V229H80V231H81ZM82 231H83V230H82ZM111 236H113V235H111ZM111 236L109 235V238H111ZM94 237H95V236H94ZM94 237H92L91 240H94L95 238H96V239L99 238L98 236L95 237V238H94ZM93 238H94V239H93ZM112 239H114V236L112 237ZM112 239H110V241H112ZM78 241H79V240H78ZM98 241H99V239H98ZM95 242H96V241H95ZM95 242H94V244H95ZM97 243H98V245H99V242H97ZM87 244H88V245H85V243H84V246H83V244H81L82 246H79V245H80V244H79V245H77V246L75 247V249H76L77 247H79V248H77L78 250H77V249H76V250L74 249L73 251H77V252H78V251L82 250L83 247H85L84 251H81V253L78 252V253L80 254V256L82 255L81 258H83L86 254H88V252H89L90 250L92 251V250L94 249V247H93L94 245H92V244H93V241H92V244H91V241H90V244H91V246L93 247V248H92V247H89L90 250H89V249H88V250L86 249V248H87L86 246H89V243H87ZM44 245H45V244H44ZM98 245H97V246H98ZM46 246H47V247H46ZM46 246H40V245H39V246L34 250V252H33L32 254H30V258L27 259V260H29L28 262H29L30 264H39L40 253L42 254V252H43V254H45V257H46L47 259H48V258H49V259H53V256H54V254L56 253V250H55L54 248H52V247H51L52 249L49 248L50 246H48V245H46ZM97 246L95 245V250H94V251H96V252H98L97 250H98V247H99V246H98V247H97ZM101 246H103V245H101ZM63 247H64V246H63ZM96 247H97V249H96ZM64 248H65V247H64ZM99 248H101V247H99ZM66 249H67V252H69L68 248H66ZM79 249H80V250H79ZM63 250H65V249H62V251H63ZM85 250H86L87 252H86ZM65 251H66V250H65ZM58 252H60V250L57 251V253H58ZM67 252H66V253H67ZM92 252H93V251H92ZM62 253H64V251L61 252V254H62ZM82 253H83V254H82ZM85 253H86V254H85ZM94 253H95V252H94ZM64 254H65V253H64ZM64 254H63V255H64ZM75 254H76V252H75V253H72L73 257H74ZM84 254H85V255H84ZM65 255H67V254H65ZM61 257H63V256H61ZM61 257L59 258V256L56 255V258H58V259H56V258H55V259L58 261V263L54 262L53 260H50V261H51V264H60V261H62L61 264H63V263H64V264L69 263V262H67V261H70V259H69L67 256H65L64 258H61ZM78 257H79V255L76 254L75 258L78 259ZM67 258H68L69 260H67ZM81 258L79 257V259H81ZM49 259H48V260H49ZM63 260H64V261H63ZM65 260H66V261H65ZM81 260H82V259H81ZM262 261H263V260H262ZM252 264H264V261H263V262H258V263H252Z\"/></svg>",
  "mask_w": 264,
  "mask_h": 264
}]
</instances>
